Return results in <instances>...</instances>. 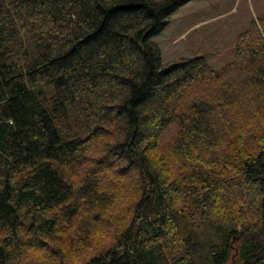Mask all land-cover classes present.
<instances>
[{"label":"trees","instance_id":"obj_1","mask_svg":"<svg viewBox=\"0 0 264 264\" xmlns=\"http://www.w3.org/2000/svg\"><path fill=\"white\" fill-rule=\"evenodd\" d=\"M187 1L0 0V264L93 249L108 171L130 205L80 264H264V17L164 63Z\"/></svg>","mask_w":264,"mask_h":264},{"label":"rangeland","instance_id":"obj_2","mask_svg":"<svg viewBox=\"0 0 264 264\" xmlns=\"http://www.w3.org/2000/svg\"><path fill=\"white\" fill-rule=\"evenodd\" d=\"M263 17L264 0H189L170 13L168 25L153 39L161 50L164 63L202 55L209 66L216 70L232 61L240 33L248 28L251 21H259ZM177 133L178 128L171 125L165 130L164 139H174ZM106 181L108 190L113 192V203L97 224L103 232L92 241L90 246L94 248L71 252L73 245L80 244L68 242L64 233L60 235L62 248L70 256L68 264H80L86 253L90 255L96 249L106 246L111 241L115 220L119 222L128 211L130 185L124 186L111 171L107 172ZM60 259L61 254L54 258L40 250L33 255H26L20 264H57ZM14 264H18V260ZM228 264L236 263L230 259Z\"/></svg>","mask_w":264,"mask_h":264}]
</instances>
